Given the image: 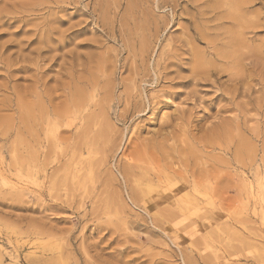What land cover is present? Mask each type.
Returning a JSON list of instances; mask_svg holds the SVG:
<instances>
[{
  "label": "rangeland",
  "instance_id": "rangeland-1",
  "mask_svg": "<svg viewBox=\"0 0 264 264\" xmlns=\"http://www.w3.org/2000/svg\"><path fill=\"white\" fill-rule=\"evenodd\" d=\"M108 1L0 0V264H264L251 195L264 180V0H134L133 16L130 0ZM35 89L79 114L59 130L56 173L30 183L18 169ZM163 131L175 141L160 149ZM177 165L214 205L162 197L152 212L119 176Z\"/></svg>",
  "mask_w": 264,
  "mask_h": 264
},
{
  "label": "bare ground",
  "instance_id": "bare-ground-1",
  "mask_svg": "<svg viewBox=\"0 0 264 264\" xmlns=\"http://www.w3.org/2000/svg\"><path fill=\"white\" fill-rule=\"evenodd\" d=\"M100 1V0H99ZM102 1V0H101ZM108 1V0H107ZM112 1H114V0H112ZM111 1V2H112ZM118 1V0H117ZM171 1V0H170ZM173 1V0H172ZM205 1V0H204ZM203 1V2H204ZM218 1V0H217ZM230 1V0H229ZM109 2V1H108ZM176 2V1H175ZM193 2V1H192ZM206 2V1H205ZM213 2V1H212ZM211 2V3H212ZM233 2H234V0L233 1H230L229 3L227 2V3H222L221 5H217L219 2H215V4L212 6V7H214L215 8V6H218V8H220V6H222L223 5V7H225V6H230V4H233ZM131 3V4H130ZM130 3L128 4L129 6L127 7L128 8V13L129 14H131L132 15V13H133V10L134 9H136V8H138V7H136V5H135V2H134V0H130ZM160 3V2H159ZM172 3V2H171ZM190 3V2H189ZM195 3H196V1H195ZM109 5V3H104L102 6H100V8H101V11H102V9H104V10H107L108 9V5ZM112 4V3H111ZM110 4V5H111ZM117 4V3H116ZM161 4H166L167 5V2H165V0H161ZM169 4V3H168ZM191 4V3H190ZM93 5V4H92ZM98 5V4H97ZM107 5V6H106ZM177 5V4H176ZM193 5V4H192ZM203 5H205V3H203ZM112 6V5H111ZM113 6H115V4L113 5ZM159 6L160 5H158V8H159ZM200 6V5H199ZM210 6H211V4H210ZM209 6V7H210ZM245 6V5H244ZM94 7V6H93ZM136 7V8H135ZM166 7H168V6H166ZM206 7H207V2H206ZM113 8V7H112ZM172 8V7H171ZM175 8V6H174V2H173V9ZM197 8V7H196ZM195 8V9H196ZM163 9V8H162ZM172 9V10H173ZM205 9V8H204ZM216 9V8H215ZM109 10V9H108ZM137 10V9H136ZM193 10V9H192ZM197 10V9H196ZM199 10V9H198ZM96 11H98L96 8H93V10L91 11V12H95V13H97ZM202 11V10H201ZM239 11H240V9H239V7H237L235 10H234V13H236L237 15L239 14ZM147 12V11H146ZM174 12V11H173ZM203 12V11H202ZM202 12H200L201 14H202ZM104 13V12H103ZM197 13H199V12H197ZM100 14H101V12H100ZM145 14V13H144ZM196 14V13H195ZM200 14V15H201ZM106 15V14H105ZM131 15H128V17H127V19L128 18H130L131 17ZM150 15V14H149ZM193 15V14H192ZM197 15H199V14H197ZM96 16V15H95ZM130 16V17H129ZM133 16V15H132ZM143 16H145V15H143ZM148 16V15H147ZM107 17V16H106ZM116 17V16H115ZM144 18V17H143ZM142 18V19H143ZM146 18V17H145ZM151 18V17H150ZM202 18V17H201ZM230 18L233 20V21H236V19H237V17H236V15H231L230 16ZM131 19V18H130ZM154 18L152 17V21L155 23V25H153V28L156 26V21H154L153 20ZM203 19H204V17H203ZM100 20H102V19H100ZM99 20V21H100ZM159 20V19H158ZM115 21V20H114ZM142 21H144L143 23H141V24H138V25H135V29L137 28V29H144V27L146 28L147 27V25H148V19H143ZM150 21V20H149ZM96 22V21H95ZM100 22H102V25H103V21H100ZM141 22V21H140ZM139 22V23H140ZM152 22V23H153ZM98 24V23H97ZM137 24V23H136ZM120 25V24H119ZM149 25H150V23H149ZM194 25H195V23H194ZM121 26V25H120ZM125 26H126V22H125ZM129 26H130V24H129ZM197 26V25H196ZM199 26V25H198ZM132 27V26H131ZM148 28V27H147ZM156 28H158L157 26H156ZM156 28H154V31H155V29ZM127 29H128V32H129V30H131V28L129 29L128 27H127ZM126 29V30H127ZM136 29V30H137ZM150 29V28H149ZM148 29V30H149ZM148 30H147V34H148ZM156 30H158V29H156ZM153 30L151 29V32H152ZM152 32V34L154 33H156V32ZM143 32H145V31H143ZM150 32V33H151ZM129 33H131V31L129 32ZM158 33V32H157ZM153 34V35H154ZM149 35V34H148ZM146 36V35H145ZM151 37V36H150ZM148 39V38H147ZM148 41V40H147ZM144 43V42H143ZM143 45H145V46H143L144 48L146 47V45L147 44H143ZM132 47V46H131ZM147 49V48H146ZM145 49V50H146ZM138 51H140V50H138ZM147 51V50H146ZM139 53V52H138ZM146 54V53H145ZM195 54V53H194ZM143 55V54H142ZM196 56H197V54H196ZM104 62V61H103ZM98 63V62H97ZM97 65H99V64H97ZM96 67V66H95ZM100 68V67H99ZM98 78V77H97ZM36 84V83H35ZM102 84H104V83H102ZM94 85V84H93ZM40 86V85H39ZM44 88V87H43ZM46 88V87H45ZM40 89H42V88H40ZM44 90V89H43ZM50 90H51V88H50ZM48 91V90H47ZM46 91V89H45V92H41V91H38L37 92V89H35V90H33L32 92H31V100L29 101V103H27V104H25L24 102H23V104H25V107L24 108H22L23 109V112H22V114H23V116H22V120H21V122H24L25 123V128H26V133H27V136H28V144H27V150H26V158H25V161H22L23 163V166H19L20 167V169H18L19 170V172L22 170L23 171V174L25 175V177L27 178V182H30V183H36V182H38L39 181V175L42 173V175H41V177H46V175H47V172H48V170H50L51 168L53 169L54 167H55V164H57V160H58V162H59V159H57L56 160V157H54V154H55V152H54V149L57 147V143H58V136H59V134L61 135V133H59V130H61L62 128H64V129H69L70 127H71V124H72V122H69V120H74L75 118H76V116L79 114L77 111L75 112V111H70L71 109L69 108V111H68V108L66 107V110L65 109H63V111H58V112H56V111H54V110H50V104H51V102H52V100H53V97L50 95V93L48 94V92ZM108 92V91H107ZM110 95V94H109ZM130 95V94H129ZM105 96V95H104ZM103 96V97H104ZM110 98V97H109ZM72 102H74V101H72ZM90 102V101H89ZM71 103V102H70ZM75 103V102H74ZM17 104H18V102H17ZM72 104V103H71ZM75 105H76V103H75ZM99 105V104H98ZM107 105V104H106ZM69 106V105H68ZM78 106V105H77ZM18 107V106H17ZM21 106H19V108H20ZM71 107V106H70ZM72 107H75L74 105L72 106ZM3 108V107H2ZM18 108V109H19ZM83 108V107H82ZM77 110H78V108H76ZM4 109H2V111H3ZM100 110H101V108H100ZM0 111H1V109H0ZM5 111V110H4ZM97 111V110H96ZM93 112V111H92ZM1 113V112H0ZM102 114V113H101ZM92 115V114H91ZM86 116V115H85ZM80 119H82L83 117H82V115L80 114ZM88 118H90V117H88ZM78 120V119H77ZM91 120V119H90ZM75 121V120H74ZM73 121V122H74ZM77 122V121H76ZM82 122V121H81ZM75 123V122H74ZM170 127V126H169ZM169 130V129H168ZM173 130H174V128H173ZM61 132V131H60ZM63 132V131H62ZM65 132V131H64ZM86 132V131H85ZM77 133V132H76ZM173 133V132H172ZM172 133L171 132H165V131H163V133L161 134V144H159L158 142V146H159V148L161 147L160 145H165L166 143H168V142H173V141H175V138H174V140H173V136H172ZM71 134V133H70ZM75 134V133H74ZM72 135V134H71ZM76 135V134H75ZM77 135H78V133H77ZM86 135H89V133H87ZM100 136H101V134H99ZM97 135H95L94 137H96ZM59 137H61V136H59ZM74 137V136H73ZM81 139H82V137H80ZM90 138V137H89ZM99 138H101V137H99ZM69 139V142H70V140H72V138L70 139V138H68ZM86 139V138H85ZM4 140V139H3ZM63 140V139H62ZM64 140H66V139H64ZM63 140V141H64ZM89 140H91V139H89ZM93 140H96V139H93ZM1 141V140H0ZM78 141V140H77ZM82 141V140H81ZM3 142V141H2ZM84 142V141H83ZM83 144V143H82ZM90 144H91V141H90V143H89V145L87 144V146H85V151H84V153H82V154H85V155H87L88 157H89V154L91 153V147L92 146H90ZM62 145V144H61ZM68 145H70V143L68 144ZM59 146V145H58ZM67 146V145H66ZM156 146H157V144H156ZM79 147H80V144H79ZM82 147V146H81ZM158 148V147H157ZM75 149V148H74ZM78 149H80V148H78L77 147V149H75V150H77V152H72V154L73 153H76V155L75 154H73L72 156L73 157H77V156H79L77 153H78V151H80V150H78ZM83 149V148H82ZM83 149V150H84ZM161 149V148H160ZM1 150V149H0ZM70 150H72V148L70 149ZM83 150H82V152H83ZM81 152V151H80ZM65 153V152H64ZM68 154V153H67ZM70 155H71V151H70V153H69ZM80 154V158H81V153H79ZM66 155V154H65ZM71 156V157H72ZM86 156V157H87ZM82 157H85V156H82ZM90 157H91V155H90ZM79 157H78V159H80ZM2 159V158H1ZM18 160L19 161H21L20 160V158H18ZM72 160H74L75 161V159L74 158H72ZM81 160V159H80ZM85 160H86V162L88 161V159H86L85 158ZM1 161V160H0ZM82 162H85V161H83L82 160ZM68 163H70L69 162V160H68ZM79 163H80V161H79ZM19 164V163H18ZM2 165V164H1ZM14 165V164H13ZM20 165V164H19ZM70 165V164H69ZM73 165V164H72ZM71 165V166H72ZM133 165V164H132ZM11 166V165H10ZM78 166V165H77ZM80 166V165H79ZM182 166L183 165H181V166H179V165H177V166H175V167H177V171H176V168L175 169H170V170H172L171 172H169L168 174H165V172H164V175H155V176H151V174H149L150 173V171H142V169H141V172L139 173V174H137V173H135L134 172V169H133V167L132 166H126L124 169H122V173H120L119 172V176H121V178H125V180H127V182L129 181V183H131V181H132V185H131V200H132V202H133V204L135 203V201H136V199L138 200V199H140L141 200V202H142V204L145 206L146 205V207H147V209L149 210V211H152V212H154V209L157 207L155 204L157 203V202H160V201H157V202H155V204H154V201H156L155 199H160V198H162V197H164L165 198V201H171V205H172V203H173V205H178V204H182V203H184V202H190V203H200V198H202V197H200V196H202V195H205V196H207V198H206V200H207V202H208V204H210L211 206L212 205H214V197L212 196V195H208V194H204V192L201 190V187H200V189H199V187L197 186V181H196V179L194 180V181H196V182H194L193 181V173L192 172H189V171H187L186 169L185 170H181V168H182ZM4 167V166H3ZM6 167V166H5ZM158 167V166H157ZM7 168V167H6ZM9 169L11 168V167H8ZM48 168H50V169H48ZM71 168V167H70ZM77 168V167H76ZM159 168V167H158ZM172 168V167H171ZM183 168H184V166H183ZM55 172L54 173H56V171H57V166L55 167ZM136 169V168H135ZM145 169V168H144ZM1 170V169H0ZM6 170V169H5ZM17 170V171H18ZM91 170V169H90ZM169 170V171H170ZM2 171V170H1ZM54 171V170H53ZM118 171V170H117ZM153 171V170H152ZM178 171H180L179 173H177ZM205 172V171H204ZM203 172V173H204ZM18 173V172H17ZM22 173V172H21ZM53 173V174H54ZM70 173V172H69ZM202 173V175L203 176H201L202 178L205 176L206 177V175L205 174H203ZM206 173V172H205ZM49 174V173H48ZM90 174V173H89ZM183 174V175H182ZM256 174V173H255ZM255 174L253 175L254 177H253V179L255 178ZM258 174V173H257ZM2 175V174H1ZM81 175V174H80ZM88 175V174H87ZM184 175H186V177L187 178H185V176ZM243 175H244V173H243ZM242 175V176H243ZM258 175H260V173L258 174ZM257 175V176H258ZM91 176V175H90ZM242 176H241V178H242ZM256 176V178H257V180L259 179V177H257ZM83 177V176H82ZM194 177H195V175H194ZM208 177L209 176H207V179H208ZM261 177V176H260ZM77 178V177H76ZM241 178H240V180H241ZM247 178V177H246ZM245 177H244V184H246L247 182L246 181H248L247 179H246ZM48 179V178H47ZM191 179V181H188V180H190ZM206 179V178H205ZM207 179H206V184H207V182L209 181H211V180H209V179H211V178H209L208 179V181H207ZM262 180L264 179V178H261ZM41 180V179H40ZM80 180V179H79ZM124 180V181H125ZM199 180H200V178H199ZM202 180H204V179H202ZM3 181H5V179H3ZM44 181V180H43ZM43 181H41V182H43ZM213 181H214V179H213ZM200 182V181H199ZM205 182V181H204ZM203 181H202V184L204 183ZM249 182V181H248ZM201 183V182H200ZM200 183H199V186H201L200 185ZM241 183H243V182H241ZM251 183L252 182H249L247 185H246V187H248V189H251L252 190V187H253V183H252V185H251ZM254 183H256V192L255 193H251V195H253V199H254V204L255 205H258V209L256 210L257 212L256 213H260V217H261V219H263L264 220V180L263 181H255ZM3 185V184H2ZM204 185H205V183H204ZM212 187H214L213 185H211ZM211 186H210V188H211ZM236 186V185H235ZM234 186V187H235ZM239 187L241 186V191H243V190H245V188L244 189H242L243 188V186H242V184L241 185H238ZM237 187V186H236ZM245 187V186H244ZM202 188H203V186H202ZM232 188V187H231ZM238 188V187H237ZM208 190H209V188H207ZM240 189V188H239ZM247 189V188H246ZM210 190H214L213 188H211ZM209 190V191H210ZM250 190V191H251ZM211 191V192H212ZM249 191V190H248ZM249 191V192H250ZM253 191V190H252ZM245 192V191H244ZM208 193V192H207ZM210 193V192H209ZM243 193V192H242ZM245 195V194H244ZM247 196H248V194H246ZM213 198H212V197ZM255 197V198H254ZM212 198V199H211ZM250 197H248V199H249ZM252 198H251V200H252ZM130 200V201H131ZM154 200V201H153ZM173 200V201H172ZM205 200V201H206ZM245 200V199H244ZM243 200V201H244ZM164 201V200H163ZM137 202V201H136ZM139 202V201H138ZM140 202V203H141ZM206 202V203H207ZM250 202V201H249ZM161 203V202H160ZM166 203V202H165ZM252 203V204H253ZM170 204V203H169ZM245 204V203H244ZM250 205H251V203H249ZM140 205V204H139ZM126 206V205H125ZM169 207V206H168ZM179 207V206H178ZM252 207V206H251ZM253 207H254V205H253ZM192 208V207H191ZM133 209V208H132ZM200 209V208H199ZM252 209V208H251ZM253 209H255V208H253ZM179 210H181V209H179ZM145 211V210H144ZM181 212V211H180ZM195 212V211H194ZM253 212H255V210L253 211ZM151 213V212H150ZM157 213V212H156ZM152 214V213H151ZM158 214V213H157ZM254 214V213H253ZM182 215V214H181ZM195 215H197V216H199V214H195ZM257 215V214H256ZM255 215V216H256ZM178 217H179V215H177ZM177 216H176V218H177ZM204 216V218L206 217V218H210L209 216H207V215H203ZM182 218H185V217H183V216H181ZM180 217V218H181ZM173 218H174V216H173ZM199 219V218H198ZM175 220V219H174ZM178 220V219H177ZM230 220V219H229ZM179 221H181V220H179ZM239 237V236H238ZM252 239V238H251ZM246 240V239H245Z\"/></svg>",
  "mask_w": 264,
  "mask_h": 264
}]
</instances>
